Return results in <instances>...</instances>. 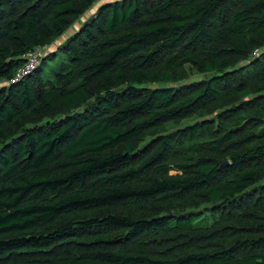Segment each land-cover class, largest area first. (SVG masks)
Segmentation results:
<instances>
[{"label": "trees", "instance_id": "1", "mask_svg": "<svg viewBox=\"0 0 264 264\" xmlns=\"http://www.w3.org/2000/svg\"><path fill=\"white\" fill-rule=\"evenodd\" d=\"M99 1L0 0V264H264V0L104 1L49 48Z\"/></svg>", "mask_w": 264, "mask_h": 264}, {"label": "built area", "instance_id": "2", "mask_svg": "<svg viewBox=\"0 0 264 264\" xmlns=\"http://www.w3.org/2000/svg\"><path fill=\"white\" fill-rule=\"evenodd\" d=\"M48 50V46H39L34 48L33 50L27 51L24 55V62L20 66V68L17 69L14 77L11 79V81H18L26 74L33 71L41 62L42 57L46 54ZM258 48L254 49L251 52V56H255L258 52Z\"/></svg>", "mask_w": 264, "mask_h": 264}, {"label": "rangeland", "instance_id": "3", "mask_svg": "<svg viewBox=\"0 0 264 264\" xmlns=\"http://www.w3.org/2000/svg\"><path fill=\"white\" fill-rule=\"evenodd\" d=\"M102 1H105V0H100L98 3H96L89 11H87L84 15H83V17L81 18V20H79V21H77L76 23H74L73 25H72V27H70L60 38H59V41H57V42H62L68 35H70L71 33H73L78 27H79V25H80V22L81 21H83L87 16H89L92 12H93V10H94V8H96ZM109 1H113V0H109ZM57 42L56 43H52V44H50L49 45V48L51 47V49L52 48H56V44H57ZM197 78H201V75H196V76H194L193 77V79H197ZM204 224V223H206V221H203V222H200V224Z\"/></svg>", "mask_w": 264, "mask_h": 264}, {"label": "water", "instance_id": "4", "mask_svg": "<svg viewBox=\"0 0 264 264\" xmlns=\"http://www.w3.org/2000/svg\"><path fill=\"white\" fill-rule=\"evenodd\" d=\"M105 1H109V0H105ZM102 2H104V1H102ZM100 4H101V3H100ZM100 4H99V5H100ZM59 38H60V37H59ZM59 38H58L54 43H56L57 41H59ZM59 43H61V42H57V44H59ZM57 44H56V45H57ZM54 48H55V47H54ZM54 48H52V49H54ZM225 163H226V161H225Z\"/></svg>", "mask_w": 264, "mask_h": 264}]
</instances>
